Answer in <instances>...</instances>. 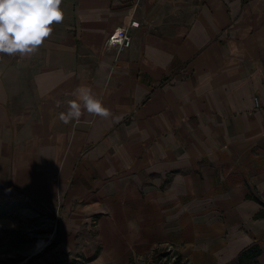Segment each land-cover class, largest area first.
I'll use <instances>...</instances> for the list:
<instances>
[{"label":"crops","instance_id":"crops-1","mask_svg":"<svg viewBox=\"0 0 264 264\" xmlns=\"http://www.w3.org/2000/svg\"><path fill=\"white\" fill-rule=\"evenodd\" d=\"M61 7L34 55L0 54V201L64 217L29 264H264V0ZM81 85L109 118L60 121Z\"/></svg>","mask_w":264,"mask_h":264},{"label":"clouds","instance_id":"clouds-1","mask_svg":"<svg viewBox=\"0 0 264 264\" xmlns=\"http://www.w3.org/2000/svg\"><path fill=\"white\" fill-rule=\"evenodd\" d=\"M61 4L62 0H0V54L21 58L34 55L52 34V26L63 22ZM72 96L66 111L59 113L66 125L85 112L105 119L112 115L88 86L77 87Z\"/></svg>","mask_w":264,"mask_h":264},{"label":"rangeland","instance_id":"rangeland-1","mask_svg":"<svg viewBox=\"0 0 264 264\" xmlns=\"http://www.w3.org/2000/svg\"><path fill=\"white\" fill-rule=\"evenodd\" d=\"M12 201V200H11ZM21 207L11 214L0 216V264L31 263L35 252L45 248H37L38 241L47 240L46 244H54L62 235L63 215L53 214L29 202H16ZM8 227L4 228L3 225ZM174 253L168 254L165 263L174 260ZM164 263V264H165Z\"/></svg>","mask_w":264,"mask_h":264},{"label":"trees","instance_id":"trees-1","mask_svg":"<svg viewBox=\"0 0 264 264\" xmlns=\"http://www.w3.org/2000/svg\"><path fill=\"white\" fill-rule=\"evenodd\" d=\"M21 206L18 203H15V201H0V216H5L8 214H11L12 212L18 210ZM261 215H264V211L261 212ZM257 247L256 245L250 247L246 251L242 253V255L239 257V263L244 264L245 260L249 259L252 256H255L257 253ZM168 256V253L165 254ZM50 264H84L82 262L77 261H64L62 259L55 260L51 262ZM171 264H188L187 262L183 261L181 258V255H175V259L172 261Z\"/></svg>","mask_w":264,"mask_h":264},{"label":"built area","instance_id":"built-area-1","mask_svg":"<svg viewBox=\"0 0 264 264\" xmlns=\"http://www.w3.org/2000/svg\"><path fill=\"white\" fill-rule=\"evenodd\" d=\"M140 22L137 20H131L130 27H138ZM108 42L120 47H129L132 44V35L128 27L117 28L109 34ZM256 106L262 107V103L259 97L255 98ZM141 259V258H140ZM147 261V260H144ZM129 264H133L130 262Z\"/></svg>","mask_w":264,"mask_h":264},{"label":"bare ground","instance_id":"bare-ground-1","mask_svg":"<svg viewBox=\"0 0 264 264\" xmlns=\"http://www.w3.org/2000/svg\"><path fill=\"white\" fill-rule=\"evenodd\" d=\"M47 242V240H44V239H41L38 241V244H37V248H40L42 247L43 245H45Z\"/></svg>","mask_w":264,"mask_h":264}]
</instances>
